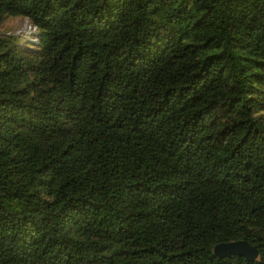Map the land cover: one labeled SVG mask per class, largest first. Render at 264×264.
<instances>
[{"label": "trees", "instance_id": "trees-1", "mask_svg": "<svg viewBox=\"0 0 264 264\" xmlns=\"http://www.w3.org/2000/svg\"><path fill=\"white\" fill-rule=\"evenodd\" d=\"M0 264H264V0H0Z\"/></svg>", "mask_w": 264, "mask_h": 264}, {"label": "water", "instance_id": "water-1", "mask_svg": "<svg viewBox=\"0 0 264 264\" xmlns=\"http://www.w3.org/2000/svg\"><path fill=\"white\" fill-rule=\"evenodd\" d=\"M213 252L220 257L237 254L244 256L248 260L257 257V248L243 238L221 241L214 245Z\"/></svg>", "mask_w": 264, "mask_h": 264}, {"label": "rangeland", "instance_id": "rangeland-1", "mask_svg": "<svg viewBox=\"0 0 264 264\" xmlns=\"http://www.w3.org/2000/svg\"><path fill=\"white\" fill-rule=\"evenodd\" d=\"M7 32H12L19 35L22 39H26L29 45L35 47L36 32H33L29 20L24 16H15L8 19L4 25Z\"/></svg>", "mask_w": 264, "mask_h": 264}, {"label": "clouds", "instance_id": "clouds-1", "mask_svg": "<svg viewBox=\"0 0 264 264\" xmlns=\"http://www.w3.org/2000/svg\"><path fill=\"white\" fill-rule=\"evenodd\" d=\"M29 24L33 32H37V33L39 32L40 30L39 25L32 23L30 20H29Z\"/></svg>", "mask_w": 264, "mask_h": 264}]
</instances>
